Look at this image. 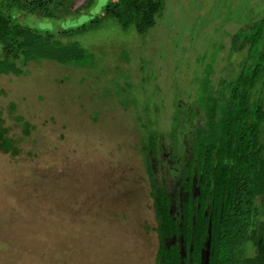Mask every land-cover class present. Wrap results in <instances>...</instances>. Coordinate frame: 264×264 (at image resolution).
Masks as SVG:
<instances>
[{"label": "rangeland", "instance_id": "rangeland-1", "mask_svg": "<svg viewBox=\"0 0 264 264\" xmlns=\"http://www.w3.org/2000/svg\"><path fill=\"white\" fill-rule=\"evenodd\" d=\"M263 5L167 0L168 21L145 36L112 25L82 35L100 52L90 70L42 61L27 76L0 77L2 126L18 150H0V264H155L160 241L141 150L149 132L141 126L153 122L171 135L178 95L183 109L204 108V78L209 72L216 87L237 69L242 58L229 60L230 35ZM85 17L28 22L58 32ZM180 33L186 40L176 46ZM174 154L190 159L185 136ZM156 173L179 196L168 166Z\"/></svg>", "mask_w": 264, "mask_h": 264}, {"label": "trees", "instance_id": "trees-1", "mask_svg": "<svg viewBox=\"0 0 264 264\" xmlns=\"http://www.w3.org/2000/svg\"><path fill=\"white\" fill-rule=\"evenodd\" d=\"M166 1L0 0V77L27 76V67L42 61L90 70L98 65L100 52L86 47L82 35L112 25L145 36L168 21ZM87 12L89 17L58 32L28 22L29 18L61 21ZM261 13L232 31L229 60L236 54L242 59L236 58L237 69L219 78L216 87L208 72L204 108L196 106L192 112L195 105L189 103L192 108L183 109L178 95L171 135H160L153 122L141 126L149 132L141 150L160 241L155 264H202L208 230V264H264V10ZM185 40L182 33L176 34L175 45ZM132 96L131 102L138 95ZM93 116L96 119L97 113ZM2 123L0 117V150L17 153ZM23 127L28 134L29 123L23 121ZM180 136H185L190 152L180 175L188 196L172 207L179 197L173 199L165 185L156 182L155 168L164 162V152L176 156ZM165 138L170 140L169 149ZM171 239L175 244L166 241ZM179 242L185 246V258ZM247 246L254 248L253 255H248L252 250L246 251Z\"/></svg>", "mask_w": 264, "mask_h": 264}, {"label": "flooded vegetation", "instance_id": "flooded-vegetation-1", "mask_svg": "<svg viewBox=\"0 0 264 264\" xmlns=\"http://www.w3.org/2000/svg\"><path fill=\"white\" fill-rule=\"evenodd\" d=\"M171 151H168V152H164L163 153V155H162V159L164 160V162L163 163H161L160 165H157L158 167H156L155 168V172H157V171H160V170H162V168H163V166L164 165H167L168 166V173L170 174V175H172L173 176V178H176V179H178V182H177V184H176V186H175V190H178L179 191V198H177V200H173L174 199V197H173V195H172V197H173V201H172V207H174V205H176V202L179 200V203L180 202H182L183 201V199L184 200H186V198H187V196H188V193L186 192V193H184V188H183V179H181V177H180V175H183V171H184V169L185 168H182V165H186L187 163H185V160H178L179 159V157H177L176 159L174 158V157H176V156H171ZM173 159L174 160H176V161H173ZM189 160V159H188ZM175 162H177V164L175 163ZM171 163H175V166H172L171 165ZM170 164V165H169ZM180 168V170H178ZM172 170V171H171ZM156 174V173H155ZM156 177H157V174L155 175ZM179 176V177H178ZM171 180H172V178H171ZM196 182V180L193 182V183H195ZM160 184H161V182H160ZM175 184L174 183H172V186H174ZM194 186H196V184H194ZM194 188V187H193ZM195 192L197 191V188L196 189H193ZM196 194V193H195ZM166 241H169V240H166ZM169 242H171V243H173V244H175L174 243V241L171 239V241H169ZM179 247H180V250H181V253H182V257L183 258H185L186 257V255H187V253H186V250H185V246L182 244V242H179ZM205 251V250H204ZM254 252H255V250H254V248L252 249V251H250L249 252V254L248 255H253L254 254ZM202 255H203V253H202ZM209 257V256H208Z\"/></svg>", "mask_w": 264, "mask_h": 264}, {"label": "water", "instance_id": "water-1", "mask_svg": "<svg viewBox=\"0 0 264 264\" xmlns=\"http://www.w3.org/2000/svg\"><path fill=\"white\" fill-rule=\"evenodd\" d=\"M209 238H210V230H208V239H207V242H206V250L209 249ZM207 261H208V259H207Z\"/></svg>", "mask_w": 264, "mask_h": 264}]
</instances>
